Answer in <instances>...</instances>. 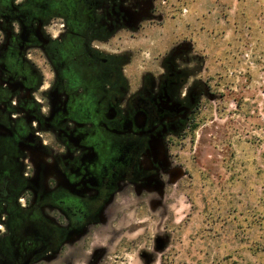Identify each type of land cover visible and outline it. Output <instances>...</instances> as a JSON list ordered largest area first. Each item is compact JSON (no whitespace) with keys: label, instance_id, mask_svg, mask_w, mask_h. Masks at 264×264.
Returning a JSON list of instances; mask_svg holds the SVG:
<instances>
[{"label":"flooded vegetation","instance_id":"obj_1","mask_svg":"<svg viewBox=\"0 0 264 264\" xmlns=\"http://www.w3.org/2000/svg\"><path fill=\"white\" fill-rule=\"evenodd\" d=\"M152 0H0V264H41L102 222L122 185L156 189L206 87L167 53L125 74Z\"/></svg>","mask_w":264,"mask_h":264},{"label":"rangeland","instance_id":"obj_2","mask_svg":"<svg viewBox=\"0 0 264 264\" xmlns=\"http://www.w3.org/2000/svg\"><path fill=\"white\" fill-rule=\"evenodd\" d=\"M116 42L125 74L167 53L204 85L156 189L124 184L103 220L41 264H264V0H152Z\"/></svg>","mask_w":264,"mask_h":264}]
</instances>
